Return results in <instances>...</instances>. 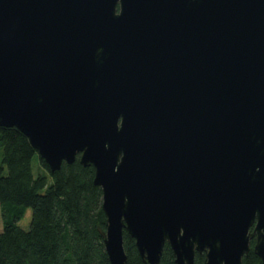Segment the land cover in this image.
Instances as JSON below:
<instances>
[{
  "label": "water",
  "instance_id": "water-1",
  "mask_svg": "<svg viewBox=\"0 0 264 264\" xmlns=\"http://www.w3.org/2000/svg\"><path fill=\"white\" fill-rule=\"evenodd\" d=\"M0 127L94 168L110 264H264V0H0Z\"/></svg>",
  "mask_w": 264,
  "mask_h": 264
},
{
  "label": "trees",
  "instance_id": "trees-1",
  "mask_svg": "<svg viewBox=\"0 0 264 264\" xmlns=\"http://www.w3.org/2000/svg\"><path fill=\"white\" fill-rule=\"evenodd\" d=\"M36 154L16 127H0V264H110L104 248L106 217L102 191L93 182L94 168L79 155L71 163L50 171L38 157L40 171H32ZM31 208L29 227L18 221ZM250 249L242 264H261ZM126 264L145 263L134 239L123 230ZM205 253H195L194 264H203ZM160 264H175L166 243Z\"/></svg>",
  "mask_w": 264,
  "mask_h": 264
},
{
  "label": "rangeland",
  "instance_id": "rangeland-1",
  "mask_svg": "<svg viewBox=\"0 0 264 264\" xmlns=\"http://www.w3.org/2000/svg\"><path fill=\"white\" fill-rule=\"evenodd\" d=\"M32 171L33 174L36 176L37 174L43 172L44 174H47V171H43L39 169V160H38V155L37 153L34 155L33 159H32ZM30 219H31V208L28 207L26 208L24 215L22 216V218L18 221V225L23 228V229H27L29 227V223H30Z\"/></svg>",
  "mask_w": 264,
  "mask_h": 264
}]
</instances>
